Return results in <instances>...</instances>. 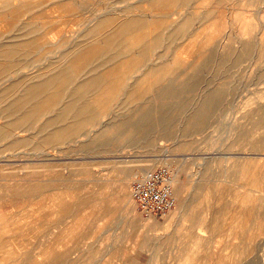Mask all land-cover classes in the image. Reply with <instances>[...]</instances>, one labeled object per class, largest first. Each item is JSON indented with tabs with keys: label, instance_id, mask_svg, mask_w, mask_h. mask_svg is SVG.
I'll list each match as a JSON object with an SVG mask.
<instances>
[{
	"label": "bare ground",
	"instance_id": "1",
	"mask_svg": "<svg viewBox=\"0 0 264 264\" xmlns=\"http://www.w3.org/2000/svg\"><path fill=\"white\" fill-rule=\"evenodd\" d=\"M145 1L154 6L156 11L151 10L155 13H136L135 4L120 8L117 12H110L111 8L106 6L102 9L103 12H96L94 17L84 23V30L77 36L68 30L72 23L67 24L68 31L61 29L60 24L53 25L56 27L52 30L53 34L61 40L54 47L51 46V41L52 44L57 41L50 36L52 32L45 30L43 23L40 25L34 21L41 16L42 9L36 8L30 1H22L11 8V12L7 11L13 16V22L10 20L8 23L13 33H0V84L9 82L8 87L0 94L1 120H5V125L0 123V142H10L5 148L44 150L45 152H39L40 155L49 157L50 152H62L66 147L76 149V138L84 136L86 140L81 142L80 150L105 146L112 153L121 150L125 143L134 145L145 142L154 133L169 141L174 136L176 125H181V131L186 137L191 136L202 131L220 110L223 111L227 96L236 94L239 89L231 69L241 67L246 61L254 63L258 47L264 53V0H235L234 35L230 29V33H225L224 41L230 42L227 44L215 41L218 33H206V23L211 11L204 10L200 13L197 6L199 0ZM225 1L216 0L215 4L221 5ZM54 2L60 12H70L73 9L71 0ZM246 4L256 9L250 12L245 9ZM5 10V7L0 8V14ZM39 12L41 14L35 17L34 14ZM111 14L113 15L110 16ZM197 37H202V40L198 41L195 50L188 52L195 59H191L194 62L187 67L188 61L181 59L178 50L183 47L182 42L190 39L195 41ZM187 47L188 45L183 49L186 50ZM20 60L28 63V72H25L26 67L21 65ZM191 67L192 73L189 71ZM35 69L37 70L34 71ZM262 69L258 70L256 77L264 85V68ZM208 71L212 73L210 78H222L225 80L224 84L211 88ZM202 85L205 89L196 98L194 94ZM254 113L255 116L246 113L251 119L252 128L246 131L242 127H236H239L240 138L250 137L251 153L262 155L264 136L254 138V133L258 127L264 126V104H259ZM101 119L111 120L102 123ZM38 124L40 126L37 127ZM95 127L97 131H94ZM14 131L19 133L14 134ZM23 133L29 135L24 137ZM176 142L177 147L182 150L191 145L190 142ZM159 157L151 161L171 166L170 155ZM218 166L217 164L215 167ZM234 167L243 169L246 166L235 161L229 168L234 171ZM211 170V163L206 162L205 171L201 172L203 178L213 176L211 172L214 171ZM226 171L229 173L228 168L221 172ZM11 174L8 175L10 178L17 176ZM84 175L91 177L88 171ZM9 177L4 179L8 180ZM255 178L258 179L251 182L249 189L250 212L255 218L256 227L261 228L263 239L253 245L251 259L243 264H264V180L259 175ZM206 179L202 184L210 190ZM60 182L62 179L34 184L26 190L16 188L13 193L35 199L58 191L55 193L56 211L64 210L73 214L95 202L96 195H89L85 200H76V207L65 205L66 200H63L60 191L71 189V186ZM182 192V186L177 188L176 199ZM126 201L128 205L134 203L129 198ZM185 202L179 200L174 211L184 209ZM110 213L112 210L105 206L100 210V214L104 216ZM192 219L196 221L197 217L192 215ZM205 224L207 223L203 222L202 225ZM56 227L59 231L60 225ZM207 227L215 230L217 224L206 225ZM187 238L190 243L194 242V238L199 243L202 241L199 233L194 231H188ZM143 243L152 244V239L146 238ZM183 250H187L186 245ZM46 255L59 259L52 251H48Z\"/></svg>",
	"mask_w": 264,
	"mask_h": 264
},
{
	"label": "rangeland",
	"instance_id": "2",
	"mask_svg": "<svg viewBox=\"0 0 264 264\" xmlns=\"http://www.w3.org/2000/svg\"><path fill=\"white\" fill-rule=\"evenodd\" d=\"M22 1H30L36 8L42 9V14H34L35 17L41 14L34 21L40 25L43 23L45 30L52 32L56 29L54 26L60 24L61 29L72 31L74 36L84 30L83 25L88 19L94 17L96 12H103L102 9L106 6L111 8L110 12H117L116 10L133 4L136 13L156 11L150 2L145 0H71L73 9L70 12L58 11L54 2L56 0H0V8H6V14H0L1 34L13 33L8 26L10 20L13 22V16L7 11ZM215 1L199 0L198 11H211L206 23V33H218L215 41L227 44L230 42L224 41L225 33L230 30L233 33L235 27V0H226L221 5L217 2L215 4ZM245 7L250 12L256 9L247 4ZM50 36L57 41L52 44L53 41L49 37L52 47L60 43L61 40L57 39L53 32ZM200 40L202 37H197L195 41L190 39L182 42L183 47H188L186 50L183 47L178 50L181 59L188 61L187 67L194 62L191 59H195L188 52L195 50ZM259 49L258 47L256 50L254 63L246 61L241 67L231 69L234 80L238 81V92L227 96L223 111L220 110L202 131L191 136L186 137L181 131V125H176L174 136L169 141L154 133L146 142L134 145L123 143L121 150L112 153L105 146L93 149L94 151L80 150L81 142L86 140L83 136L76 138V149L66 147L62 152H50L49 157L40 155L39 152H45L44 150H9L5 148L9 141L0 142V147L3 145L0 149V264H243L250 260L251 249L263 239L261 228L256 227L255 218L250 212L249 189L251 182L258 179L255 178L258 175L264 180V150L262 155L251 153L253 151L249 144L250 137L240 138L238 128L242 127L246 131L252 128L251 119L247 115L251 113L255 116L254 109L259 104H264V85H261L256 77L258 70L264 68V53ZM20 61L21 65L26 67L25 72H28V63ZM32 61L34 62L35 58ZM192 70L191 67L189 71L192 73ZM210 73L211 71H208L207 77L210 79L211 88L224 84V79H212ZM8 85L7 81L0 84V94ZM204 89L205 86L202 85L194 96L197 98ZM109 120L111 119H101L102 123ZM0 123L5 125L1 114ZM97 128L99 129V126ZM94 131H97L96 127ZM255 131L254 138L264 136V126ZM16 133L19 131H14V134ZM28 135L23 133L22 136ZM176 141L183 144L190 142L191 145L182 150L177 147ZM166 154L170 155L172 163L169 167L176 177L175 194L177 188L182 186L183 190L182 195H177V202L186 201V207L173 210L164 217H144L134 201L132 205L126 203L127 198L132 199L131 184L145 172L163 166L151 160L167 156ZM235 161L246 167H234L237 172L233 171L229 167ZM206 162L211 163V171H214L211 172L213 176L210 175V178L206 176L208 179L201 175V172L205 171ZM217 164L218 169L215 167ZM37 167H40V170H36ZM227 168L230 175L227 171L221 172ZM85 171H88L91 177L84 175ZM11 173L17 176L10 178L8 175ZM6 177L9 179H4ZM57 179H62L60 183L71 186V189L60 191L63 200H66L65 205L76 207V200H85L89 195H96L95 202L90 207L84 206L77 214L76 211L73 214L64 210L61 214L56 211L55 205V193L58 191L35 199L13 193L16 188L26 190L34 184ZM204 179L207 180L210 190L202 184ZM104 206L112 210V213L105 216L100 214ZM192 215L197 217L196 221L192 219ZM203 222L207 224L204 226ZM58 224L61 227L59 231L62 230L60 233L56 227ZM215 224V230L206 228V225ZM188 231H194L196 234L198 232L202 241L199 243L194 238V242L190 243L188 238L186 239ZM146 238L152 239V244L145 245L143 241ZM185 245L187 250H183ZM48 251L58 255L59 259L47 256Z\"/></svg>",
	"mask_w": 264,
	"mask_h": 264
},
{
	"label": "built area",
	"instance_id": "3",
	"mask_svg": "<svg viewBox=\"0 0 264 264\" xmlns=\"http://www.w3.org/2000/svg\"><path fill=\"white\" fill-rule=\"evenodd\" d=\"M175 173L166 165L158 166L137 177L131 195L144 217H164L176 207Z\"/></svg>",
	"mask_w": 264,
	"mask_h": 264
},
{
	"label": "crops",
	"instance_id": "4",
	"mask_svg": "<svg viewBox=\"0 0 264 264\" xmlns=\"http://www.w3.org/2000/svg\"><path fill=\"white\" fill-rule=\"evenodd\" d=\"M146 142V141H145ZM141 143H143V142H141Z\"/></svg>",
	"mask_w": 264,
	"mask_h": 264
}]
</instances>
